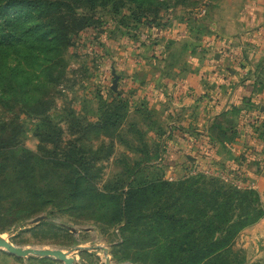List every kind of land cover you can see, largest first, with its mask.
Here are the masks:
<instances>
[{
    "label": "trees",
    "instance_id": "1",
    "mask_svg": "<svg viewBox=\"0 0 264 264\" xmlns=\"http://www.w3.org/2000/svg\"><path fill=\"white\" fill-rule=\"evenodd\" d=\"M161 4L159 0H0V106L9 114L19 108L33 118L38 141L36 151L26 148L17 118L0 120V234L27 226L52 209L116 229L119 241L111 254L119 262L247 264L245 252L235 246L240 233L264 216L255 190L238 189L203 174L171 183L152 165L134 174L125 193L100 194L102 168L97 163L112 151L101 154V149H83L78 142L89 134L109 139L123 125L126 105L109 100L117 94L110 92L100 100L99 121L79 126L81 136L67 148L63 131L48 115L51 88L61 84L67 69L63 53L75 46L80 33L103 27L100 10L116 28L128 30L130 22L148 24L147 15L155 16ZM151 126L159 134L155 124ZM57 230L69 233L63 226Z\"/></svg>",
    "mask_w": 264,
    "mask_h": 264
},
{
    "label": "rangeland",
    "instance_id": "2",
    "mask_svg": "<svg viewBox=\"0 0 264 264\" xmlns=\"http://www.w3.org/2000/svg\"><path fill=\"white\" fill-rule=\"evenodd\" d=\"M159 1L162 3L158 8L159 12L155 16L151 13L147 15L148 24L130 22L128 30L122 26L116 28L111 17L100 10L99 16L103 17V27L80 33L75 46L63 53L67 62L66 73L61 84L50 91L52 105L48 115L63 131V143L67 148L70 142L81 136L79 126L99 121L100 100L105 99L113 91L114 75L118 77L114 91L117 94L109 100H117L126 105L123 125L114 130L109 139L105 135L96 139L93 134H89L78 142L83 149H101V154L112 151L110 157L97 163L102 168V175L98 181L100 194L125 193L134 174L139 169L149 170V166L152 165L171 183L192 176V168L187 162H183V167L177 171L169 168L175 159L167 153L161 137L154 133L151 125L162 121L158 116L159 111L149 104L148 94L144 95L143 88L150 83L154 85L157 75L169 68L171 53L182 49L181 46H177L178 44L187 42L181 40L191 41L199 37L206 39L222 30H228L229 36L233 37L237 35L239 18L244 6L258 5L260 2ZM179 52L182 51L174 53ZM182 62L183 59L178 62V68H184ZM22 65L24 68L28 67L24 62ZM9 118H17L23 127L22 143L26 148L36 151L38 141L33 131L36 121L20 112L19 108H15L13 113L9 114L0 106V120ZM39 216H44L45 220L37 225L29 224L4 233L3 237L20 247L61 248L66 251L81 247L79 252L72 254L76 264H106V257L99 247L108 249L111 264H131L119 262L111 254L113 245L119 241L116 229L102 227L92 220H76L52 209ZM51 225L55 226L54 229ZM58 226L67 228L69 233L58 231ZM30 228L34 231H25ZM235 249L243 251L237 246ZM4 253L0 251V264H61L53 259L45 258L46 260L42 261L35 257L23 258L20 263Z\"/></svg>",
    "mask_w": 264,
    "mask_h": 264
},
{
    "label": "crops",
    "instance_id": "3",
    "mask_svg": "<svg viewBox=\"0 0 264 264\" xmlns=\"http://www.w3.org/2000/svg\"><path fill=\"white\" fill-rule=\"evenodd\" d=\"M259 1L244 6L235 36L222 30L181 40L187 42L174 52H182L171 53L169 68L143 92L159 111L162 122L155 126L175 159L169 168L177 171L187 162L253 182L264 209V0ZM182 59L186 64L178 68ZM236 246L247 264H264V216L240 233Z\"/></svg>",
    "mask_w": 264,
    "mask_h": 264
},
{
    "label": "water",
    "instance_id": "4",
    "mask_svg": "<svg viewBox=\"0 0 264 264\" xmlns=\"http://www.w3.org/2000/svg\"><path fill=\"white\" fill-rule=\"evenodd\" d=\"M118 82V77L114 75L113 80V91H116ZM45 220L44 216H37L30 221V224L37 225ZM74 232L75 230H71ZM4 235L0 234V251L5 252L9 256L16 258H46L53 259L61 264H76L75 259L72 257L73 253L79 252L82 248L75 247L69 251L63 250L61 248H44V247H20L11 243L7 238L3 237ZM106 257V264H111L108 257V249L99 247Z\"/></svg>",
    "mask_w": 264,
    "mask_h": 264
},
{
    "label": "built area",
    "instance_id": "5",
    "mask_svg": "<svg viewBox=\"0 0 264 264\" xmlns=\"http://www.w3.org/2000/svg\"><path fill=\"white\" fill-rule=\"evenodd\" d=\"M197 174H203L206 176H213V177L219 178L221 181L230 183L234 185L235 187H237L238 189L255 190V185L253 182H248V181L245 182L244 180H241L240 178H237L231 174L212 170L209 167L207 168L206 167H203V168L193 167L191 170V175H197Z\"/></svg>",
    "mask_w": 264,
    "mask_h": 264
}]
</instances>
